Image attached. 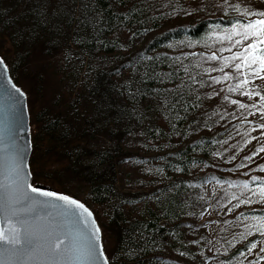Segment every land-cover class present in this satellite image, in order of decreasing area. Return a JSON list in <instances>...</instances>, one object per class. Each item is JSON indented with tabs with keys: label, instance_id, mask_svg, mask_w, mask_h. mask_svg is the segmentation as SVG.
<instances>
[{
	"label": "trees",
	"instance_id": "16d2710c",
	"mask_svg": "<svg viewBox=\"0 0 264 264\" xmlns=\"http://www.w3.org/2000/svg\"><path fill=\"white\" fill-rule=\"evenodd\" d=\"M259 13L257 0H0V55L30 114L43 103L32 183L110 204L91 208L111 264H209L197 214L228 195L260 198L221 221L264 217V154L238 149L233 105L246 81L264 93L260 62L245 64Z\"/></svg>",
	"mask_w": 264,
	"mask_h": 264
},
{
	"label": "snow or ice",
	"instance_id": "6c2138e0",
	"mask_svg": "<svg viewBox=\"0 0 264 264\" xmlns=\"http://www.w3.org/2000/svg\"><path fill=\"white\" fill-rule=\"evenodd\" d=\"M264 16V13H259ZM44 22V21H42ZM246 29L251 30V35L256 37H264V20H256L245 25ZM238 35L240 33H237ZM245 39L248 38L249 32L243 33ZM240 43V41H237ZM257 44H264V39H258ZM257 44H250L245 48V53L249 52V49L253 51L251 59H245V64L260 62V68L264 71V55H255ZM264 53V49H261ZM240 58L239 56L234 59ZM215 59V57H213ZM4 63L3 58L0 57V65ZM237 69L241 65H236ZM13 90L19 95H23L20 89L15 88ZM12 93L9 92L8 96L11 97ZM0 112H3V106L0 105ZM7 117H5V120ZM0 124H4V121H0ZM17 124L19 120L17 119ZM6 127V125H5ZM22 128V125L17 127V134ZM4 127H0V153H4L7 149L11 148L13 152L12 168L11 171L5 173L2 166H0V213H3L5 209L11 211L12 215H16L17 211L23 209H16L14 206L17 204H23L24 209H28V204L32 203L26 193L20 191L22 184L26 185V188L30 189L33 193H38L40 196L53 197L56 200L63 201L69 209H72V214L79 217H91L92 213L88 211L85 206L67 196L56 195L52 192L41 191L38 188L33 187L31 184H26V179L21 175V165L23 163V157L20 155L22 151L16 141H12L11 144L5 143L7 137L4 134ZM264 151V149H261ZM3 155H0V161L3 160ZM264 170V169H262ZM30 174V173H29ZM11 177V178H10ZM15 185L13 188L12 186ZM27 201V203H24ZM42 203H47L44 201ZM31 210V209H28ZM4 217L0 216V219ZM10 219V217H8ZM82 221V222H85ZM23 236H21L20 230L15 227L5 229L0 228V264H5V254L9 259H15L20 262L36 261L38 264H108V260L103 256L102 246H98L96 240H98L99 228L93 227L92 236L93 240L88 241L86 244L79 246L77 254H73L76 250L74 242L70 241L66 244L64 241L65 236H61L55 227L48 226L47 230L43 232L34 231L30 225H23Z\"/></svg>",
	"mask_w": 264,
	"mask_h": 264
},
{
	"label": "water",
	"instance_id": "95a60500",
	"mask_svg": "<svg viewBox=\"0 0 264 264\" xmlns=\"http://www.w3.org/2000/svg\"><path fill=\"white\" fill-rule=\"evenodd\" d=\"M0 57L2 56L0 55ZM3 61L4 63L0 65V105L3 106V112H0V121H4V124H0V127H4L5 129L4 134L7 137L5 143L11 144L14 140L22 150L20 152V155L23 157L21 175L26 179V184H31L41 191L52 192L56 195H63L70 199H74L82 203L85 208L92 213V216L87 217L86 221L83 216L78 218L72 214V209H69L63 201L56 200L53 197L40 196L38 193L31 192L30 189L26 188V185L22 184L20 186V191L26 193L32 200V203L28 204V209L31 210L24 209L23 204H17L14 207L18 210H23H19L16 215H12L11 211L6 208L3 213H0V216L4 217L0 219V228L9 229L15 227L20 230L21 236H23L22 226L25 224L30 225L31 228L37 232H43L47 230L48 226H53L61 236L66 237L64 241L66 244L70 241L75 243L76 250H74L73 254H77L81 244H86L88 241L93 240L91 233L95 226L99 228L98 240H96V243L98 246H102L103 256L107 258L108 264H111L105 252L102 240V229L97 221L94 210L84 201L74 196L59 192L48 185L32 183L33 175L30 168V157L33 145L28 94L17 82H15L10 74L9 66L4 59ZM13 85L15 88L20 89L23 95L15 93ZM9 92L12 93L11 97L8 96ZM5 117H7L6 120ZM17 119L19 120V124H17ZM20 125H22V128H20L17 134L16 129ZM0 155L4 157L3 160L0 161V166H2L5 173L10 172L13 163L12 157L14 155L12 149L9 148L6 152L0 153ZM12 187L14 188L15 185ZM44 201H47V203H42ZM24 203H27V201ZM8 217H10V219H8ZM5 264H38V262H20L15 259H9L7 254H5Z\"/></svg>",
	"mask_w": 264,
	"mask_h": 264
},
{
	"label": "rangeland",
	"instance_id": "374dc122",
	"mask_svg": "<svg viewBox=\"0 0 264 264\" xmlns=\"http://www.w3.org/2000/svg\"><path fill=\"white\" fill-rule=\"evenodd\" d=\"M258 3H264V0H257ZM258 39H264V37L254 39L256 44ZM242 84V83H241ZM240 84V85H241ZM261 86L264 88V80H260ZM248 85L247 92L241 94V101L233 103L240 112L238 115V124L235 127L234 140L240 148V151L251 150L256 147L258 154H264V93L253 89L249 81H246ZM25 91L24 86H21ZM43 103H38L35 107V112L30 114L31 119L36 118L40 107ZM234 145V146H236ZM41 184V183H39ZM226 185L219 183H210L205 189L211 193L214 197L220 194L223 190L227 189ZM84 198V193L80 194ZM230 195H228L229 197ZM228 197L218 204H210L201 213L197 214L198 222L205 223L204 230L200 233L201 239L205 242L206 249H212L217 252V255L209 261V264H229L228 259H224L223 256L229 255L232 250L243 240H248L252 235H262L263 238H256V241L252 242L249 249L244 251L237 258L238 264H263L264 263V217H250L244 219L240 224L236 221L227 223L221 221L220 215L225 214L227 210L235 213V211L247 205H251L256 202L260 196L248 194L244 198H233L230 203H227ZM114 204V201L113 203ZM92 208L100 213H106L110 209V204H97L93 203ZM230 224V225H228ZM251 231L248 235L247 232ZM201 241V242H202ZM256 254L262 256L260 259L255 258Z\"/></svg>",
	"mask_w": 264,
	"mask_h": 264
}]
</instances>
